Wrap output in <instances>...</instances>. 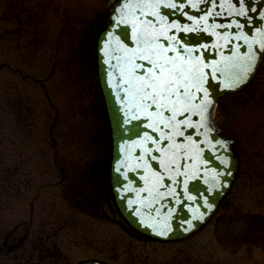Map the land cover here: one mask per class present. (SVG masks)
Wrapping results in <instances>:
<instances>
[{"label": "rangeland", "instance_id": "1", "mask_svg": "<svg viewBox=\"0 0 264 264\" xmlns=\"http://www.w3.org/2000/svg\"><path fill=\"white\" fill-rule=\"evenodd\" d=\"M106 4L107 0H0V64H4L0 160L10 159L16 143L35 150L39 146L49 151L51 159L54 142L74 157L81 151L78 145L86 144L85 120L82 123L75 114L90 101L80 39L85 27L91 29L90 21L105 12ZM52 63L57 67L51 75ZM216 122L239 143L245 168L254 171L253 186L240 184L227 198L223 236L209 225L185 242L163 244L162 256L184 262L190 257L209 259L211 264H264V227L259 228L261 234L247 232L236 220V214L264 213V189L255 173H264V63L248 88L220 98Z\"/></svg>", "mask_w": 264, "mask_h": 264}, {"label": "water", "instance_id": "2", "mask_svg": "<svg viewBox=\"0 0 264 264\" xmlns=\"http://www.w3.org/2000/svg\"><path fill=\"white\" fill-rule=\"evenodd\" d=\"M147 2L163 4L176 3L178 0H108V22L96 36L97 75L111 136L110 181L116 207L132 228L156 240L178 241L192 236L210 222L237 177L241 163L240 154L234 139L216 124L218 101L224 94L248 86L261 65L264 58V37L258 34L264 32V0H247L244 4H238L237 0H212L211 3H205L204 0H183V11L187 15H181L179 11L171 8H160L161 15L169 23L194 29L192 32L172 30L169 35L175 34L185 48H200L202 56L207 48L205 63H220L219 70L214 71L210 77L211 85L205 84L211 100L204 113L205 127L183 129L185 136L177 138V142H183L186 147L188 141L197 145L195 149L187 147L188 154L181 151L178 157L179 171H186L187 175H179L175 167L167 171L157 161L145 157L157 177L163 176V180L159 181L150 176L143 161L139 160L143 155L145 133L153 136L156 134L151 133L150 128L144 127L146 121L130 118L131 114L126 113L120 99L123 92L115 86L120 79L115 56L124 55L115 51L118 47L116 40L125 47L136 48L132 39V25L117 21L122 15L131 20L139 14V10L126 9L125 4ZM193 3L197 5L196 9L191 7ZM229 4L237 10L240 7H252L256 11L248 12L246 17L231 15ZM209 12L213 15L204 23L201 17ZM188 15L192 17L191 20L187 18ZM197 21L200 23L197 24ZM234 21L242 27H227ZM214 24L219 27L213 28ZM241 33L249 41H262L252 44V51L255 53L254 66L246 77L241 69L248 61L241 60L240 57L248 54V45L242 39H230ZM200 122L198 115L192 116V123ZM153 155L160 156V153L153 152ZM193 173L195 178H191ZM146 187L151 192L145 191Z\"/></svg>", "mask_w": 264, "mask_h": 264}, {"label": "flooded vegetation", "instance_id": "3", "mask_svg": "<svg viewBox=\"0 0 264 264\" xmlns=\"http://www.w3.org/2000/svg\"><path fill=\"white\" fill-rule=\"evenodd\" d=\"M104 21L100 14L90 21V30L85 27L81 32L90 87L88 105L75 113L86 123V144L78 145L81 151L74 157L54 142L51 159L49 151L39 146L35 150L16 143L10 159L0 160V264H211L205 258L188 257L186 262L164 258L162 245L179 242L144 236L116 207L110 183V136L95 66L94 37ZM56 67L52 63L48 73L54 74ZM226 216L219 211L212 220L220 236L227 230Z\"/></svg>", "mask_w": 264, "mask_h": 264}, {"label": "snow or ice", "instance_id": "4", "mask_svg": "<svg viewBox=\"0 0 264 264\" xmlns=\"http://www.w3.org/2000/svg\"><path fill=\"white\" fill-rule=\"evenodd\" d=\"M204 2L211 3L212 0H204ZM246 2L247 0H237L238 4ZM161 7L171 8L179 11L181 15H187L183 11V0L163 4L159 2L125 4L126 9L139 10V14L131 20L122 15L117 23H130L132 25V39L135 41L136 48L125 47L119 40H116L118 47L115 50L124 54L123 56H115L120 72V79L115 86L123 92L120 99L125 111L131 114L130 118L133 120L146 121L144 127L150 128L151 133L156 134L153 136L145 133L143 155L139 157V160L143 161L150 176L156 177L158 181L163 180V176L157 177L145 157L157 161L167 171H171L175 167L179 175H187L186 171H179L178 157L181 151H184L185 155L188 154L187 147L195 149L197 145L193 141H188L186 147L183 142L178 143L177 138L185 136L183 129L205 127L203 123L204 113L211 104L209 90L205 84L211 85L210 77L214 71L219 70L220 63H205L207 48L204 49L202 56L200 48H185L179 43L175 34L169 35L172 30L192 32L194 29L182 28L178 23H169L165 16L161 15L159 11ZM191 7L196 9L197 5L193 3ZM229 8L231 15L240 17H246L248 12L256 11L252 7L247 9L240 7L237 10L232 8L231 4H229ZM212 15L213 13L209 12L206 16L201 17V20L207 23ZM147 17H153V19H147ZM187 18L192 19L190 15ZM249 19L252 18L249 17ZM196 23L199 24L200 21ZM233 26L242 27L240 23L235 21L227 27ZM212 27L219 26L214 24ZM258 35L264 37V32ZM181 38L185 39L184 37ZM230 39H242L248 45V54L245 57H240L241 60L248 61L241 69L246 77L254 66L255 53L252 51V44L262 43V41H249L247 36L242 33L232 36ZM170 53H174V55H170ZM205 69L212 71L206 72ZM239 82L243 81L239 80ZM193 115L200 117L201 122L199 124L192 123ZM149 145L154 147H149ZM162 145L164 146L162 147ZM153 152L160 153V156L153 155ZM137 167H140V164H137ZM191 178H195V173ZM161 186L163 185L161 184ZM145 191L151 192V189L146 187Z\"/></svg>", "mask_w": 264, "mask_h": 264}, {"label": "trees", "instance_id": "5", "mask_svg": "<svg viewBox=\"0 0 264 264\" xmlns=\"http://www.w3.org/2000/svg\"><path fill=\"white\" fill-rule=\"evenodd\" d=\"M239 145V143H238ZM240 148V147H239ZM240 151H241V154L243 153L241 148H240ZM246 153V152H245ZM245 160L244 158L242 157V167H241V170L239 172V175H238V178L235 182V185H234V188H237V186H239L240 184H248V186H253V182H254V171L251 170V168H245ZM250 166H251V163H250ZM250 171V173H249ZM257 173V178L259 177L260 180H261V186L263 187L264 189V173L262 171H258L256 170ZM260 173H262V175L260 176ZM264 195V192L262 193ZM240 214H236V220L237 222L239 221L241 226L245 227V231L247 232H253L252 230H255V231H258L260 234L261 232L263 233L264 232V229L260 232L259 228L260 227H264V213L263 212H258V213H251L249 216H240ZM243 224V225H242ZM259 226V227H258Z\"/></svg>", "mask_w": 264, "mask_h": 264}]
</instances>
